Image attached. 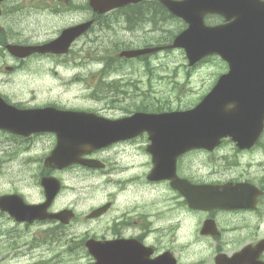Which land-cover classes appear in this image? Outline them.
<instances>
[{
	"label": "flooded vegetation",
	"instance_id": "obj_1",
	"mask_svg": "<svg viewBox=\"0 0 264 264\" xmlns=\"http://www.w3.org/2000/svg\"><path fill=\"white\" fill-rule=\"evenodd\" d=\"M0 6V56L7 52L12 60V63L0 65V72L10 74L0 83V98L19 109L55 106L62 110L94 112L111 119L123 117L127 115L125 105L122 104L126 101L128 92L125 89L124 72L119 70L121 66L136 60L145 65V74H157L149 59L155 54L168 53L171 50L163 49L135 58L119 56L120 59L117 60L99 61L103 67L85 78H60L64 86L78 83L76 79L84 81L79 86V101L82 104L79 108L60 102L37 104L34 102L35 96L29 93V84L15 81L11 73L17 74L28 68L32 60L45 57L59 59V62L56 61L57 65H88L91 57L88 51L94 43L93 33L98 25H101V29H112L124 22L130 30L144 29L142 34L145 38L142 39V46L138 48L168 45L172 37L154 34L158 32L159 24L173 19V14L161 0H139L104 13L97 12L91 0H4ZM46 12L61 22L55 36L48 39H20L26 32L35 34L40 26L39 15L46 16ZM89 21H92L89 28L72 39L65 52L36 51L20 57L9 51V44L43 45L60 38L65 30ZM131 46L126 45L123 49L133 48ZM78 52H85L86 55L80 62L77 61ZM73 56L74 61H70ZM85 57L87 60L84 61ZM21 78L27 83L30 82L29 77ZM66 79L69 80L68 83H65ZM149 81L152 86V79ZM42 83L39 81V85ZM39 89L42 87L39 86ZM129 95L132 99L142 96L135 102L142 109L162 112L172 108V101L168 97L163 101L157 96H148L147 92L141 93V89L135 96L130 93ZM119 109L123 113L118 116L116 110ZM150 130L155 131L157 128ZM168 136L167 133H151L149 129H144L133 137L122 138L82 154L83 159H94L95 166L70 162L72 149L60 148L57 165L49 167L45 161L59 146L58 133L39 131L25 135L0 126V169L14 168L15 165H20V159L27 165L37 164L33 167V174L38 180L45 176L50 177L52 183L58 187L49 211L73 210L72 217L67 221L47 218L35 220L33 223H18L7 213L0 211V216L8 217L15 224L25 228L38 226L46 233L39 237L0 236V245H3L4 250L0 254V264H94L96 258L89 251L88 242L95 249H102L106 257L104 264H221L217 260L220 254L232 258L244 246L250 245L253 248L264 244V173L261 181L241 175L209 180L199 171V165L193 160L197 156H204L220 162L222 158L218 153L228 147L234 156L255 153L260 149L264 154V132L261 145H256L251 150H240L235 143L226 139L212 151L198 148L180 154L174 152L173 148L165 147ZM221 155L225 159L228 153ZM237 166L238 163L232 162L229 169ZM10 174L16 175L15 172ZM79 178L102 180L100 188L89 189L92 192L85 200H91L94 204L87 209L79 206L83 201L82 198H77ZM22 180L20 177L9 178L8 184L13 188L0 190V194H21L29 203H41L46 199V191L41 183L42 187H34L42 191V195L39 199H33L22 190ZM186 181L196 186H222L232 183L233 187L240 182H249L257 185L262 193L256 201L253 198L256 205L247 209H193L189 204L188 194L191 190L186 186ZM72 194H75V199L72 202L67 201V197ZM103 207H107L104 212L94 214ZM190 217L199 218L196 226L199 234H194L190 229L191 239H188V225L185 220ZM209 220L217 225L214 228L217 232L215 235L202 233L204 223ZM254 221L255 227L246 235L240 238L228 236L235 234L240 227L251 228ZM80 227L82 231H79ZM204 241L208 244L207 248L201 247ZM253 252L252 250L249 253L246 263L233 259L227 260L226 264H264V250L260 253ZM109 256L113 259H109Z\"/></svg>",
	"mask_w": 264,
	"mask_h": 264
},
{
	"label": "water",
	"instance_id": "obj_2",
	"mask_svg": "<svg viewBox=\"0 0 264 264\" xmlns=\"http://www.w3.org/2000/svg\"><path fill=\"white\" fill-rule=\"evenodd\" d=\"M137 1L91 0L99 13ZM162 2L189 25L170 47L184 48L190 65L215 54L229 64V71L220 76L196 107L162 114L138 112L113 121L95 113L63 111L55 107L19 109L0 98V126L26 135L37 131H55L61 139L67 140L69 147L76 149L78 156L88 149L107 144L110 138L133 135L140 131L139 128H172L169 139L183 150L212 147L225 136H233L241 148L252 146L264 128V0ZM211 13L223 15L225 22L206 24L205 17ZM91 24L92 21H89L69 28L60 38L41 46L9 44V51L20 57L34 51L65 52L70 41ZM155 50H129L122 52L121 56L136 57ZM57 151L47 159V165H54L58 159ZM74 161L90 164L80 157H74ZM50 180L44 178L43 184L52 183ZM245 186L237 184L234 186L237 193L221 194L222 205L248 207L250 202L244 197ZM55 191L53 187V193ZM210 231L211 226L203 230L205 233Z\"/></svg>",
	"mask_w": 264,
	"mask_h": 264
},
{
	"label": "rangeland",
	"instance_id": "obj_3",
	"mask_svg": "<svg viewBox=\"0 0 264 264\" xmlns=\"http://www.w3.org/2000/svg\"><path fill=\"white\" fill-rule=\"evenodd\" d=\"M40 26L37 28L34 35L26 32L25 36H21L20 39L24 40L26 38L34 39H48L55 36V33L58 31L61 22L58 21L55 17L49 15L46 12L45 15H39ZM160 23V22H158ZM159 30L156 34L158 36L173 37L181 29L185 27L184 23L178 19H172L169 21H164L159 24ZM144 29L141 30H130L127 28L126 23L121 22L120 25L115 26L112 29H101V25L95 27L93 33V45L89 47L91 53L90 61L88 65H77L66 64L57 65L56 61H60L57 58L45 57L44 59H35L30 62L28 68L20 70L17 74H12L11 76L17 82H22L29 84L30 90L29 93H32L35 96L34 102L37 104H45L50 102H60L67 104L72 107H81L82 104L79 101L81 91L79 86L84 81H79L78 83H73L70 85L64 86L60 78H74L86 77L88 74L100 70L103 65L98 63L99 61L104 60H117L120 59L117 57L118 52H120L126 45H132L133 48L141 47L145 38ZM16 40V39H15ZM13 41V40H11ZM92 47V48H91ZM9 54L3 53L0 56V65L5 63H12ZM86 56L85 52H78L77 61H82V57ZM74 57V56H73ZM74 58H71L70 61H74ZM81 59V60H80ZM84 61L87 60L83 59ZM151 66L155 67L152 75L145 74V68L143 64L139 61L134 60L130 64H124L119 69L124 72V82L126 83L125 89L127 90L126 101L122 104L125 105L126 114L127 111H132L136 109V103L141 98L132 99L129 95L133 96L141 89L142 92H147L148 96H157L158 98L166 100L168 97L172 101L173 108L185 109V107H190L196 103L201 96L205 95L213 85L214 81L217 80L221 72L227 70V65L219 57H213L206 62H202L193 68H188V61L186 59L185 53L183 50H174L168 53H158L152 56L150 59ZM130 61V60H129ZM70 63V62H69ZM68 63V64H69ZM9 73L0 72V83L3 79L9 77ZM121 76V75H120ZM21 77H29L30 82L27 83ZM113 75L111 76V78ZM154 77V78H153ZM152 79V86L149 79ZM39 81L43 82L39 85ZM65 83H68L69 80H64ZM72 82V81H71ZM3 86L6 87L5 84ZM42 89L38 90V87ZM68 88V89H67ZM146 96V95H145ZM149 101V100H147ZM133 108V109H131ZM131 109V110H129ZM116 114L122 115L123 111L116 110ZM227 155L224 159L223 155ZM218 156L222 158L220 162L213 159H209L204 156H197L193 160L195 164L199 165V171L204 174L206 179L217 180L225 179L228 177H233L235 175L247 176L253 178L257 181H261L263 176V162L264 154L260 149L255 153L250 154H239L234 156L231 148H226L222 152L218 153ZM211 158V157H210ZM209 160V162H208ZM238 163V166L235 168L229 169L231 163ZM20 165H15L14 168L4 167L3 171L0 172V188L3 190H10L13 187L8 184V179L13 178H22V190L28 194H32L34 197H39L34 193V189L31 185L37 183V178L33 174V167L37 164L32 163L27 165L23 162L22 159L19 161ZM196 167V166H195ZM12 171H11V170ZM10 172H15L16 175L10 174ZM100 183L102 180L100 178L91 179V180H82L78 179L77 186L79 188L77 192V198H82V201L79 203L81 208H89L94 204L91 200H85L90 192L91 188H100ZM40 195V194H39ZM75 194L67 197V201L72 202L75 199ZM174 213H176L174 211ZM240 214H238V217ZM198 219L190 217L185 220V223L188 225L187 238L191 239L189 235L190 229L199 234L196 230ZM10 225L12 226L13 223ZM256 223L251 228L240 227L235 234L228 235L232 238H240L246 235L255 227ZM264 227V226H263ZM82 228L80 227V230ZM40 232L39 227L32 228L31 234H36ZM228 234V233H227ZM25 236V235H23ZM26 237V236H25ZM207 240V239H204ZM3 245H0V253L4 250L2 249ZM207 248L208 244L204 241L201 243V247ZM207 252V251H206Z\"/></svg>",
	"mask_w": 264,
	"mask_h": 264
},
{
	"label": "trees",
	"instance_id": "obj_4",
	"mask_svg": "<svg viewBox=\"0 0 264 264\" xmlns=\"http://www.w3.org/2000/svg\"><path fill=\"white\" fill-rule=\"evenodd\" d=\"M159 6H161V5H159ZM159 11H161L160 9H159ZM164 11V10H163ZM163 11H161V12H163Z\"/></svg>",
	"mask_w": 264,
	"mask_h": 264
}]
</instances>
